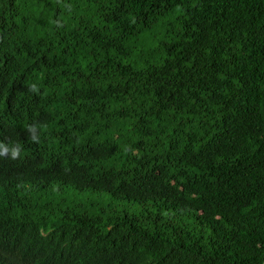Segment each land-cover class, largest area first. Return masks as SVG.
<instances>
[{
	"label": "trees",
	"instance_id": "trees-1",
	"mask_svg": "<svg viewBox=\"0 0 264 264\" xmlns=\"http://www.w3.org/2000/svg\"><path fill=\"white\" fill-rule=\"evenodd\" d=\"M0 264H264V0H0Z\"/></svg>",
	"mask_w": 264,
	"mask_h": 264
},
{
	"label": "rangeland",
	"instance_id": "rangeland-1",
	"mask_svg": "<svg viewBox=\"0 0 264 264\" xmlns=\"http://www.w3.org/2000/svg\"><path fill=\"white\" fill-rule=\"evenodd\" d=\"M80 196V199H91V198H94L95 200H97L98 199V195H89V194H79ZM82 195V196H81ZM103 198H107L105 195H103L102 196ZM114 206H116L117 207V209H121V210H123L124 208H125V206L124 205H120V204H118V203H115L114 204Z\"/></svg>",
	"mask_w": 264,
	"mask_h": 264
},
{
	"label": "clouds",
	"instance_id": "clouds-1",
	"mask_svg": "<svg viewBox=\"0 0 264 264\" xmlns=\"http://www.w3.org/2000/svg\"><path fill=\"white\" fill-rule=\"evenodd\" d=\"M35 88V86H33V89ZM32 126H30L29 130H31ZM34 141H36L37 139L35 137H31ZM20 147L16 146L12 152H11V158L12 159H16L20 156ZM5 153H7V151H5Z\"/></svg>",
	"mask_w": 264,
	"mask_h": 264
}]
</instances>
